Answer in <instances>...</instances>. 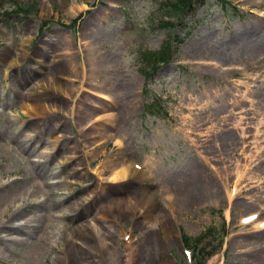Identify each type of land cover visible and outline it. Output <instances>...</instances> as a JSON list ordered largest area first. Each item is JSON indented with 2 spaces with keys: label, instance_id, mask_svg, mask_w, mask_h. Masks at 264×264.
Returning <instances> with one entry per match:
<instances>
[{
  "label": "rangeland",
  "instance_id": "374dc122",
  "mask_svg": "<svg viewBox=\"0 0 264 264\" xmlns=\"http://www.w3.org/2000/svg\"><path fill=\"white\" fill-rule=\"evenodd\" d=\"M18 1L0 9V264H66L70 241L89 264H195L183 238L204 234V264H264L262 224L242 221L264 222V0L181 19L168 0ZM16 201L45 227L2 228Z\"/></svg>",
  "mask_w": 264,
  "mask_h": 264
},
{
  "label": "bare ground",
  "instance_id": "6f19581e",
  "mask_svg": "<svg viewBox=\"0 0 264 264\" xmlns=\"http://www.w3.org/2000/svg\"><path fill=\"white\" fill-rule=\"evenodd\" d=\"M112 7H115V6L112 5ZM245 36H247V35L245 34ZM68 42L71 44L70 41H68ZM90 49H92V53L96 54V51L94 48H90ZM109 59H111V58L108 56L103 57V59H99L100 63L96 67V73H98L99 77H102L104 75H108L111 78L113 77V80H114L115 79L114 78L115 77V74H114L115 71L110 66L111 60H109ZM91 65H92V63H91ZM90 72H92V70ZM130 110L131 109H129V107L124 109L123 110L124 115H127L130 112ZM135 173L139 174L138 172H135ZM134 175H135L134 172L125 174V176H127V177L134 176ZM41 177H43V176H38V178H41ZM138 177H140V176L139 175L136 176V178H138ZM0 186H2V185H0ZM197 190H199V189H197ZM23 191H24L26 196L28 195V196L33 197V198H38V195L41 191V187L36 185L35 183H32L30 185H26L24 187ZM182 196L184 198L186 196H189V191L184 193ZM21 206H22L21 201H16L13 206H8L6 208L5 213L3 214L4 223L2 225V228H5L7 232H13L15 234L28 235V229L29 228H33V229L35 228V227H33L34 225H31L33 222H38L39 226L42 228L45 227L44 225L47 222H45L44 219H46V218H43L41 216V214H37L34 220H24V221L22 220L21 221L20 211H19ZM254 214H257V212L251 213V215H254ZM249 216H250V214H249ZM255 223H256V225H259L258 219H256L254 222H252V224H255ZM48 229H50V230L47 231V229H46L44 231V235H45L44 237H47L49 239L52 237L53 232L51 231L50 226ZM34 232L35 231H31L30 234L33 235ZM47 238L44 241V243H46L48 241ZM78 238L80 239V236H78ZM80 240L82 241L83 245H85L86 247H90L89 240H85V239H80ZM63 255H64L63 259L66 262V264H89V262H90L89 261L90 259L88 257V253L83 251L82 248H80L79 246H77V244H75L71 241L66 244ZM138 261H140V260H138Z\"/></svg>",
  "mask_w": 264,
  "mask_h": 264
},
{
  "label": "trees",
  "instance_id": "16d2710c",
  "mask_svg": "<svg viewBox=\"0 0 264 264\" xmlns=\"http://www.w3.org/2000/svg\"><path fill=\"white\" fill-rule=\"evenodd\" d=\"M4 1L5 0H0V9H1V5H3L5 3ZM11 1H12L11 2L12 5H14V6L17 5L16 0H11ZM207 3H208V0H170V1H167L164 4H162V8L166 9L169 12L174 11L178 16L181 17L185 14L186 15H189V14L192 15L195 12V10L198 9V7H202ZM4 13H6V15L9 14V12H4ZM175 25L176 24L174 22L164 21L161 24V27L170 28V27H174ZM171 48H172V41L169 39L164 43L159 54L152 53L150 55V57L152 58L153 61H154V59H157L160 56L162 57V60H164L165 57H169V55L172 53ZM212 231H213V228H210L208 230V233H212ZM205 235L206 234L201 235L197 239L184 237L185 246L193 250V257H194L195 264H204L203 259L200 256H197L194 252L197 251L198 254L200 253V250L198 248L199 247L198 244L202 242L203 237H205ZM223 236L225 237V235H223ZM217 250H219V249H215L211 253H209V257H211Z\"/></svg>",
  "mask_w": 264,
  "mask_h": 264
}]
</instances>
